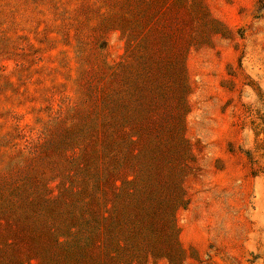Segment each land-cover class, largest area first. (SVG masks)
<instances>
[{
	"label": "rangeland",
	"instance_id": "obj_1",
	"mask_svg": "<svg viewBox=\"0 0 264 264\" xmlns=\"http://www.w3.org/2000/svg\"><path fill=\"white\" fill-rule=\"evenodd\" d=\"M260 92L264 0H0V264H264Z\"/></svg>",
	"mask_w": 264,
	"mask_h": 264
},
{
	"label": "trees",
	"instance_id": "obj_2",
	"mask_svg": "<svg viewBox=\"0 0 264 264\" xmlns=\"http://www.w3.org/2000/svg\"><path fill=\"white\" fill-rule=\"evenodd\" d=\"M259 97L264 103V95L260 92ZM248 117L250 118V123L252 125L251 129L254 133L256 140V149L261 152L264 157V111L258 108H249ZM250 162H253L252 153L250 151L246 152Z\"/></svg>",
	"mask_w": 264,
	"mask_h": 264
}]
</instances>
